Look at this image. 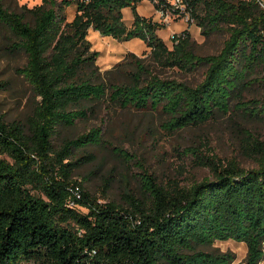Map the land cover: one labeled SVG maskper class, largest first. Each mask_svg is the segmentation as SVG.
Returning <instances> with one entry per match:
<instances>
[{
	"label": "trees",
	"instance_id": "16d2710c",
	"mask_svg": "<svg viewBox=\"0 0 264 264\" xmlns=\"http://www.w3.org/2000/svg\"><path fill=\"white\" fill-rule=\"evenodd\" d=\"M142 1L42 0L17 11L0 0L8 47L26 57L17 71L39 98L25 120L8 123L0 115V264H233L234 253L205 249L230 239L247 245L238 264L264 260L263 140L247 134L243 141L252 166L192 150L213 177L191 186L165 187L145 170L147 196L125 192L127 205L101 202L74 180V171L94 158L74 159L76 150L115 147L102 127L55 143L62 127L102 108L160 112L170 132L233 109L264 118V99L246 96L253 85L264 86L262 0H183L205 35L228 34L213 54H199L188 31L170 47L159 34L164 24L138 12ZM72 4L76 13L68 20ZM91 28L121 41L139 38L155 64L186 73L203 67L204 77L196 84L162 77L135 53L116 64L119 76L103 73ZM114 149L127 155L122 146Z\"/></svg>",
	"mask_w": 264,
	"mask_h": 264
},
{
	"label": "rangeland",
	"instance_id": "374dc122",
	"mask_svg": "<svg viewBox=\"0 0 264 264\" xmlns=\"http://www.w3.org/2000/svg\"><path fill=\"white\" fill-rule=\"evenodd\" d=\"M7 6L22 11L23 6L33 7L42 0H5ZM264 6V0H262ZM138 12L164 24L160 36L173 47L171 35L188 31L192 44L199 54L218 53L228 34L214 32L205 35L202 28L193 21H186L178 12L166 18L151 0H143L138 5ZM76 6L66 7L68 20H72ZM133 18L131 7L124 8V19L129 24ZM88 39L91 50L98 51L97 64L101 72L114 69L116 64L126 58L129 53L142 57L155 70V73L167 78H176L196 84L204 77L205 68L186 73L178 68L163 67L155 64L149 57V48L140 39L121 41L112 36H104L91 28ZM7 33L0 26V115L6 122L25 120L33 113L37 103L36 95L29 82L17 71L26 62L23 53H17L8 47ZM247 100L264 99V86L253 85L246 92ZM167 117L154 111H140L134 108H102L98 116L77 120L70 127H62L55 139L59 146L65 137H76L90 131L93 127H102L105 137L114 144V148L122 146L128 150L123 156L115 153L116 149L108 146H87L75 152V158L87 154L93 159L74 171V180L81 183L82 188L99 198L101 202L116 201L127 205L125 192H131L145 198L146 192L144 171L156 176L157 181L165 187L191 186L205 178H212L210 169L198 164L197 150L201 155L220 159L223 163L236 160L244 166H252L253 161L243 148L247 134L264 141V118H254L244 111L233 109L228 114H220L214 120L199 126H190L175 132L165 128ZM68 161V160H66ZM36 194V191H34ZM42 195V194H41ZM78 196L81 193L78 191ZM205 249L220 253L235 254L233 264L244 262L247 256V245L236 240L215 241ZM25 264H33L26 262ZM264 264V260L261 262Z\"/></svg>",
	"mask_w": 264,
	"mask_h": 264
},
{
	"label": "built area",
	"instance_id": "2783aa9c",
	"mask_svg": "<svg viewBox=\"0 0 264 264\" xmlns=\"http://www.w3.org/2000/svg\"><path fill=\"white\" fill-rule=\"evenodd\" d=\"M151 2L155 4V6L158 8V10H160L162 14H166V18H169L173 13L178 12L179 14L183 15L184 20H194L190 13L185 11L183 0H151ZM178 37L179 34L173 33L171 35L172 42L177 41Z\"/></svg>",
	"mask_w": 264,
	"mask_h": 264
},
{
	"label": "crops",
	"instance_id": "0c3cea01",
	"mask_svg": "<svg viewBox=\"0 0 264 264\" xmlns=\"http://www.w3.org/2000/svg\"><path fill=\"white\" fill-rule=\"evenodd\" d=\"M141 15H143V14H141ZM144 16H146V15H144ZM132 21H133V18H131V20H129V22H130L129 24H131ZM160 30H161V29H160ZM160 30H159V31H160ZM159 34H160V32H159ZM135 39H139V38H134V39H131V40H135ZM140 40H141V39H140ZM141 41H143V40H141ZM143 42H144V41H143Z\"/></svg>",
	"mask_w": 264,
	"mask_h": 264
}]
</instances>
